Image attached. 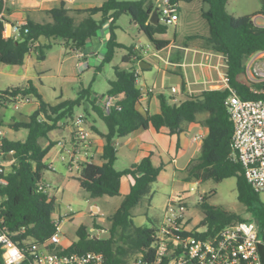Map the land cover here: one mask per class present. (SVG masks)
Instances as JSON below:
<instances>
[{
    "label": "trees",
    "instance_id": "16d2710c",
    "mask_svg": "<svg viewBox=\"0 0 264 264\" xmlns=\"http://www.w3.org/2000/svg\"><path fill=\"white\" fill-rule=\"evenodd\" d=\"M193 1L169 0L178 13L182 11L181 3ZM202 1L207 6L201 11L206 30L189 32L183 45L188 46L189 42L195 39L205 40L209 49L223 55L230 85L242 99L264 97V81L253 83L245 78L249 57L264 51V25L258 24L254 19L258 14L264 16V4L256 14L236 16L229 12L228 0ZM153 10L154 0H106L100 6L79 10L86 13V16L76 20L73 14L75 10L62 2L59 7L47 11L50 17L48 21L27 19L28 31H23L18 38H5L4 25L1 23L0 61L23 65L32 49L35 50L37 58L43 60L52 44L41 42V38L62 39L67 47L76 49L82 48L87 41L97 37L100 29L108 28L110 34L102 64L98 67L100 69L103 63L112 60L116 48L124 47V44L117 40L115 33V23L122 14L130 15L139 30L149 38L155 50L161 51L168 47L171 40L160 38L158 35L166 34L169 25L162 21L157 24L151 22ZM97 15L100 17L97 18ZM142 59L143 54L135 48H130V53L123 57L124 62L131 61L135 64ZM137 74L139 72L135 66L130 69L116 66L115 78L110 81L108 92L99 100L87 97L89 92L83 89L77 98L51 104L44 100L31 81L25 88L12 89L15 93L32 95L38 101V107L28 119L9 124L15 130L27 129V137L20 140L4 137L0 145V154L4 153L6 160L11 163L7 173L8 183L0 188V213L11 231H20L25 227V232L13 236L15 240L30 237L43 241L52 234L54 228L51 221L57 210V200L38 189L39 183L43 181L44 170L49 168L46 157L57 144L49 138V133L58 128L62 121L73 119L76 108L83 104L86 115H91L94 111L97 117L105 122L107 131L101 133L105 140L101 155L103 164H83L78 176L81 187L93 198L116 196L121 192L122 177L127 176L130 180V191L116 211L109 216L111 226L108 236L92 235L87 226H79L77 250L102 251L105 254V264H136L140 257L150 258L161 218L147 216L148 224L138 225L134 220L133 210L146 200L151 201L163 165L156 166L153 155L150 154L130 167L117 169V140L150 126L158 132L167 128L169 134L180 135L188 123L203 114L207 115L205 124L209 129L203 139V151L185 167L183 180L206 183L235 177L238 201L251 215L246 217L243 212L210 204L206 197V200L199 204L204 217L200 224L195 226L196 235L203 238L212 237L224 227L246 220H255L260 227L264 226V203L260 200V193L248 182L239 160L232 156L234 126L225 104L230 90L205 89L197 94H187L180 101L174 96L160 93V112L144 115L138 109L142 91L137 85ZM107 97L116 98L109 112L101 104ZM92 129L100 132L95 124ZM42 139H48V145L44 146ZM0 264H5L1 251ZM21 264H29V261Z\"/></svg>",
    "mask_w": 264,
    "mask_h": 264
},
{
    "label": "rangeland",
    "instance_id": "374dc122",
    "mask_svg": "<svg viewBox=\"0 0 264 264\" xmlns=\"http://www.w3.org/2000/svg\"><path fill=\"white\" fill-rule=\"evenodd\" d=\"M77 1L98 5L106 0ZM162 3L163 0L156 2V8L161 7ZM262 5L261 0H228V10L236 16L256 14L262 8ZM205 7L207 6L202 0L181 3L182 11L179 12V19L176 24L169 25L167 36L170 39L182 42L189 32L206 30L205 21L201 16V11ZM81 16L83 15L77 14L76 19L78 20ZM96 17L99 18L100 16L97 15ZM257 21L262 22L264 18L258 16ZM115 24L117 40L123 43L124 47L116 48L112 60L103 63L100 69L94 65L96 59L93 57L91 58V67L82 70L78 64L77 53L98 50L99 47H102V43H105L109 36L108 29H100L97 37L87 41L82 48L76 49L67 47L65 45L66 42L62 39L43 38V43L52 44L51 48L47 50L45 59L39 60L35 50L32 49L27 54L23 65L7 64L0 61V91L25 88L31 81L38 88L44 100L51 104H56L64 99L77 98L83 89L89 92L87 97H90V99L97 98L99 100L103 98V95L110 88V81L115 78L116 66L126 69H130L133 66L139 68L137 64L131 61L125 63L123 60V57L130 53V48L137 46L139 50H142L143 55L152 53L155 50L149 38L139 30L130 15L122 14ZM160 38L162 37L160 36ZM195 40H200L207 46L205 40ZM101 52L104 54L103 51ZM100 63L102 64V61ZM139 71V78L141 82H144L142 74L146 73L145 71L147 70L141 68ZM156 73L157 70L152 72L150 77L154 78ZM163 93L170 96L171 91L165 88ZM37 103V99L31 95L30 102L21 104L18 109H15L11 105L0 106V124H2L1 129L4 131L5 138L20 140L27 137V129L21 128L15 130L9 124L17 120L28 119V116L36 109ZM80 113H84L87 116L86 126L92 129L94 120L92 115H86L84 104L76 108L74 117ZM68 121H62L59 127L51 132V136L54 138L58 133L61 134L63 130L70 127L71 125H69ZM94 123L101 130L106 131V124L102 119L97 118ZM70 138L71 135L68 138H64V140L69 143ZM52 140L57 142L59 139L54 138ZM120 141H125V137L121 138ZM41 142L46 146L49 140L42 139ZM118 148L120 147L118 146ZM64 149L56 145L52 148L46 157V163L48 166L52 164L54 169L49 167L43 172V182L48 184L49 195L54 196L57 200V210L55 213L69 212L71 215V217L65 216L62 242L77 240V229L80 225L87 226L88 231L92 235L108 236L111 226L109 216L116 211L122 202L123 193L120 192L116 196L91 197L81 187L78 179L79 171L76 168L70 167V155ZM135 154L133 153L134 156ZM189 158L190 153L180 157L176 165L182 168ZM168 163L169 166L165 170L168 178L166 180L160 178L155 183L151 201L146 200L142 205L133 210L136 224H148L147 216L162 218L169 197L177 190L194 186L191 182L181 180L182 172L179 171L181 169L177 170L178 174L174 175V164L171 161ZM130 165V159L120 152L116 161V168L122 170ZM198 190L201 195H204L203 201L208 197L206 201L210 204L236 212H243L246 217L251 215L249 211L244 210V207L238 201L237 179L235 177L226 178L221 182L208 181L200 183ZM198 197L197 192H194L188 198V206L190 208L188 214L192 217L189 224L190 227L199 225L204 217L203 210L198 204ZM260 200L264 203V192L260 193ZM94 204L99 205L100 209L98 212L94 211ZM97 226L102 228L98 229Z\"/></svg>",
    "mask_w": 264,
    "mask_h": 264
},
{
    "label": "built area",
    "instance_id": "2783aa9c",
    "mask_svg": "<svg viewBox=\"0 0 264 264\" xmlns=\"http://www.w3.org/2000/svg\"><path fill=\"white\" fill-rule=\"evenodd\" d=\"M10 1L0 0V24L4 25L5 38H18L23 31H28L27 20L9 19ZM158 1L162 0H154V10L158 9L159 21L168 25L176 24L179 19L177 8L169 0H163L162 6L156 8ZM258 16L263 18L264 16L260 14L255 16V21L260 24L257 21ZM108 39L109 36L98 50L77 53L78 64L82 70L91 67L93 57L97 62L94 65L101 64L104 58L101 51L105 52ZM245 78L253 83L264 81V51L249 57L246 62ZM224 88L230 90L225 104L234 126L232 156L241 163L252 187L259 193L264 192V97L242 99L237 90L230 85L226 73L223 76L221 89ZM172 90L176 92L177 88L174 87ZM143 97L142 94L140 102ZM30 99L31 95L15 93L13 90L0 91V106L11 105L18 109L21 104L29 103ZM115 101L116 98L107 97L101 104L109 112ZM86 121L84 113L70 119L68 123L73 130L69 143L60 139L56 144L68 151L70 167L76 168L79 174L83 164L94 163L91 150L95 145V135L92 129L86 126ZM4 136L0 126V145ZM10 165L4 153H1L0 188L8 183L7 173ZM49 167L54 169L52 164ZM191 183L194 186L177 190L169 197L155 235L154 251L150 258H138L136 264H264V226L260 227L255 220L228 225L212 237L203 238L196 235L195 227L189 225L192 217L188 214L190 210L188 198L197 192L198 204H200L204 195L198 190L201 182ZM38 189L49 193L48 184L43 181L39 183ZM65 216L71 217L69 212L52 215L54 230L43 241L30 237L15 240L13 236L25 232V227L20 231H11L0 213V251L4 263L21 264L28 260L29 264H105L104 252L77 250V240L62 242ZM198 231L202 230L198 229Z\"/></svg>",
    "mask_w": 264,
    "mask_h": 264
},
{
    "label": "crops",
    "instance_id": "0c3cea01",
    "mask_svg": "<svg viewBox=\"0 0 264 264\" xmlns=\"http://www.w3.org/2000/svg\"><path fill=\"white\" fill-rule=\"evenodd\" d=\"M62 2H65L67 7L75 10L73 12L75 18L77 14L83 15L78 20L86 16V13L80 12L79 10L103 4H86L85 2H78L77 0H11L8 5V16L12 21L27 20L30 18L38 22H45L50 20L47 11L59 7ZM259 23L264 24V21ZM160 36L170 39L167 33L159 34L158 37ZM42 40L43 38L40 39L41 42ZM170 40L171 43L167 48L161 51L154 50L152 53L143 55L142 60H145L149 64L147 67H141V60L138 61L137 65L139 68L147 70L145 71L146 73L142 74L144 82H141L140 78L137 81V85L144 96L138 105V109L144 115L160 112L161 102L159 94L163 93L165 88L171 91L170 96H174L176 100L180 101L187 94H197L205 89H221L223 87L226 62L222 54L212 51L200 40L191 41L188 46L183 45L185 39L182 42L175 41V39ZM134 48L143 54L142 50H139L137 46ZM100 65H96V67L98 68ZM139 68L137 70L140 76ZM155 70H157V73L154 78H151L150 74L155 72ZM174 87L177 88L176 92L172 90ZM149 89L151 90L149 91ZM91 115L93 120L96 121L98 118L96 113L92 111ZM206 118L207 115L205 114L199 115L195 121L186 125L180 135L169 134L167 128L159 132L152 126L138 129L130 135L125 136V141H120L121 138L117 140L118 155L120 152L125 154L130 159L132 165L135 162H139L145 156L152 154L154 164L156 166L163 165L158 180L160 178L164 180L168 178L165 170L169 166L168 162L171 161L174 164L173 174L176 175V171L181 169L179 171L182 172L181 180H183L185 167L193 158L199 157L203 151V139L209 130L205 124ZM94 121L93 124H95ZM97 128L100 132L92 129L95 135V145L91 152L94 156V164L102 165L103 159L101 155L105 140L101 133L106 132L107 129L105 131L99 127ZM51 132L49 133L51 140L54 138L60 140L68 138L71 135L72 127L66 128L54 138L51 136ZM133 153H136L135 156ZM188 153H190V158L182 168L178 167L176 164L179 158ZM129 191L130 180L127 176H123L121 182L123 198ZM93 209L94 211L97 209L98 212L100 209L99 205L94 204Z\"/></svg>",
    "mask_w": 264,
    "mask_h": 264
},
{
    "label": "water",
    "instance_id": "95a60500",
    "mask_svg": "<svg viewBox=\"0 0 264 264\" xmlns=\"http://www.w3.org/2000/svg\"><path fill=\"white\" fill-rule=\"evenodd\" d=\"M261 1H262V3L264 4V0H261ZM150 21L153 22V23H155V24L159 23V13H158V9H155V10L153 11V13H152V15H151V17H150ZM148 65H149V64L146 63L145 60H141V61H140V66H141V67H147ZM95 210H96V212H97V209H95Z\"/></svg>",
    "mask_w": 264,
    "mask_h": 264
}]
</instances>
